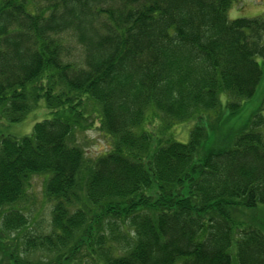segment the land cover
<instances>
[{
    "label": "trees",
    "instance_id": "16d2710c",
    "mask_svg": "<svg viewBox=\"0 0 264 264\" xmlns=\"http://www.w3.org/2000/svg\"><path fill=\"white\" fill-rule=\"evenodd\" d=\"M232 2L0 0V122L44 110L28 135L0 132V230L26 226L11 208L45 175L52 229L25 252L65 264H264V231L236 214L264 206V100L239 127L209 135L202 122L233 117L261 81L264 19H228ZM85 104L111 142L90 163L73 144L92 124ZM148 113L161 126L154 144ZM192 122L187 142L167 135Z\"/></svg>",
    "mask_w": 264,
    "mask_h": 264
},
{
    "label": "rangeland",
    "instance_id": "374dc122",
    "mask_svg": "<svg viewBox=\"0 0 264 264\" xmlns=\"http://www.w3.org/2000/svg\"><path fill=\"white\" fill-rule=\"evenodd\" d=\"M227 16L230 20L240 17H260L264 19V0H233ZM256 61L260 65L262 77L253 97L241 102V110L229 119H225L226 116L223 118L220 117V115H218L219 113L215 115L212 113L204 115L202 122L204 125H207L209 135H213L210 131L216 128V126L221 125V129L224 131L230 126L239 127L245 124L252 114L259 109L264 100V61L260 58H256ZM41 106L40 104L37 109L31 110L26 116V119L24 118L19 124L7 125V122L1 120L0 132L3 136L8 135L15 139L28 135L32 130L33 124L43 117L44 110H42ZM84 109L86 112L85 114L88 113V123L92 122V124L89 127L87 126L88 128L85 130L74 131L73 144L81 149L84 161L90 163L106 154L110 148L111 142L107 135L98 130V117L96 118L94 115L98 107L85 104ZM90 111L93 113L90 114ZM224 114L226 115L227 113H223L222 115ZM261 114L264 116V111H262ZM145 117L141 129H145L151 134L154 144L161 131L160 121L159 119H154L153 121L146 122L151 118L150 113ZM194 122L190 124H178L174 129H171L169 131L170 133L167 135H172L176 140L185 143L188 141V134ZM47 178L48 176L46 177L45 175H32L31 178H29V187H27L26 193H24L23 197L11 208L24 214L27 219V224L21 230L13 233L0 230V264H14L15 261H17L18 264H65L63 260L57 259L56 254L52 252L48 253L44 249L35 248L34 250H27V252H25L26 247L24 243L27 238L49 234L52 229L51 214L53 201L46 196L44 189ZM24 188H26V185ZM236 214L239 219L244 220L246 223H251L256 228L264 231V206H260L258 210L246 212L244 214L237 211ZM84 257L89 259L88 256L81 255V259ZM87 262L88 260L84 264H88ZM72 264H77V262H72Z\"/></svg>",
    "mask_w": 264,
    "mask_h": 264
}]
</instances>
